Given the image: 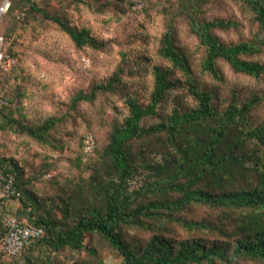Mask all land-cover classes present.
Here are the masks:
<instances>
[{
    "label": "trees",
    "instance_id": "trees-1",
    "mask_svg": "<svg viewBox=\"0 0 264 264\" xmlns=\"http://www.w3.org/2000/svg\"><path fill=\"white\" fill-rule=\"evenodd\" d=\"M92 1L97 13L118 12L123 1L131 8V0H59L62 9L52 11V0L40 5L11 0L0 22V34L12 39L7 52L18 57L15 36L41 25L63 32L77 48L104 49L88 29L72 26L67 14L71 6ZM229 1L252 14L254 25L248 38L229 43L215 32L241 35L242 29L233 19H206L212 0H155L144 9L149 17L151 8L164 3L159 13L167 26L157 51L164 65L153 66L145 103L136 95L124 100V118L113 108L117 115L108 122L106 142L100 147L96 143L89 157L83 155L81 138L80 154L72 162L80 170L76 183L61 186L52 177L47 182L51 193L39 196L34 190L37 176L26 178L17 161L0 158V172L12 178L20 193L0 201V264H105L100 248L120 264H264V119L254 124L264 106V89L245 97L230 89L227 98L203 80L207 76L223 84V63L235 74L264 81V0ZM180 23L193 44L177 43ZM175 72L182 78L175 79ZM123 74L118 69L106 83L76 94L69 110L94 103L98 95L119 97ZM4 81L0 76L7 101L0 133L26 135L62 153L53 132L63 115L37 126L25 124L17 104L20 96L13 98ZM179 86L192 105L176 96L169 99ZM167 100L171 106L165 109ZM43 169L49 174L53 164ZM139 176L143 185L131 190L130 181ZM10 201L18 203L13 212L6 210ZM8 216L42 230L16 256L4 248Z\"/></svg>",
    "mask_w": 264,
    "mask_h": 264
},
{
    "label": "rangeland",
    "instance_id": "rangeland-1",
    "mask_svg": "<svg viewBox=\"0 0 264 264\" xmlns=\"http://www.w3.org/2000/svg\"><path fill=\"white\" fill-rule=\"evenodd\" d=\"M36 1L40 5L42 0ZM212 1L206 12V19L215 16L233 19L239 22L242 29L241 35L235 32L216 31L215 36L226 43L237 42L243 37L248 38L251 26L254 27L253 15L242 12L229 0ZM58 3L59 0H52L50 10L53 11L57 6L59 8ZM96 6L97 3L94 1L71 6L67 14L72 26L88 29L92 37L104 44V49L98 51L89 47L77 48L63 32L44 25L35 26L30 31H20L15 36V46L19 54L18 57H14L16 65L10 73L3 75L5 81H8L5 83L7 92L15 99L16 96H20L17 104L25 124L37 126L47 119L63 115L64 120L53 132L57 145L64 148L62 153L55 152L26 135L11 131L0 133V158L17 161L24 168L26 178L37 176L38 181L34 185V190L39 196L51 193L47 182L52 177H55L61 186L77 182L80 170L72 162L80 154L81 138L91 133L98 147L104 145L109 133L108 122L117 115L113 108L121 111L118 117L124 118L127 114L123 105L124 100L136 95L145 103L152 91V68L155 64L164 65L157 53L159 39L165 34L167 26L159 13L161 6L151 8L149 17L144 9L140 12L128 9L124 1L118 12L108 10L97 13ZM176 32V41L181 46L195 42L186 37L187 30L182 23L176 25ZM258 34L262 36L261 33ZM7 40L11 45L12 39ZM198 59L200 60L199 55L195 62ZM219 66L224 78L223 84L219 85L206 78L207 76L203 80H207L208 86L218 87L227 98L230 89H236L244 94V97L264 89V81L235 74L226 64L220 63ZM192 68L197 70L198 66L193 65ZM118 69L124 71L120 98L98 95L94 103L80 104L76 109L69 110L71 99L76 94L88 92L94 84L106 83ZM173 77L181 79L182 75L175 72ZM0 85L2 87L1 83ZM175 96L183 103L193 104L182 86L171 92L169 99ZM169 104L170 101L167 100L164 108L168 109ZM256 115L258 119L254 120V124L264 119V106ZM46 163L53 164L49 174L43 172ZM87 176L88 174H83L84 178ZM17 206L16 201H10L6 205V210L13 212ZM98 254L104 259L105 264H120V259L107 255L105 248H100ZM83 257L89 259L86 254ZM19 264L23 262L19 261Z\"/></svg>",
    "mask_w": 264,
    "mask_h": 264
},
{
    "label": "built area",
    "instance_id": "built-area-1",
    "mask_svg": "<svg viewBox=\"0 0 264 264\" xmlns=\"http://www.w3.org/2000/svg\"><path fill=\"white\" fill-rule=\"evenodd\" d=\"M155 0H131V9L133 11H142L150 3ZM11 0H0V22L3 16L8 12ZM21 15L17 16L19 19ZM9 46L8 40L0 34V76L8 74L16 65V59L7 52ZM7 101L0 85V119L2 111L6 107ZM96 147V141L94 137L87 134L83 137L82 152L83 155L89 157ZM144 183V177L139 176L133 178L129 185L131 190L139 189ZM20 196L14 181L12 178L5 176L0 172V201L4 204V201L18 198ZM4 224L7 230V236L5 239V252L9 256L18 255L24 248H26L31 241L38 239L42 235L41 229H33L19 224L13 217H5Z\"/></svg>",
    "mask_w": 264,
    "mask_h": 264
}]
</instances>
